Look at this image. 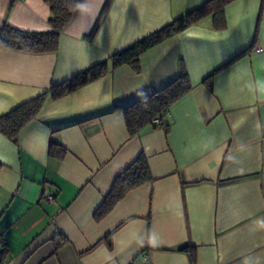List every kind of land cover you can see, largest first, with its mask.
I'll return each mask as SVG.
<instances>
[{
	"label": "crops",
	"instance_id": "crops-1",
	"mask_svg": "<svg viewBox=\"0 0 264 264\" xmlns=\"http://www.w3.org/2000/svg\"><path fill=\"white\" fill-rule=\"evenodd\" d=\"M205 1L111 0L102 13L106 0H82L55 51L0 46V116ZM49 14L45 0H0V29L44 31ZM225 17L222 29L209 15L146 50L138 71L124 64L48 100L17 142L0 132L2 264H264V0H234ZM182 66L191 88L163 115L168 132L130 134L123 108ZM141 152L152 180L96 221Z\"/></svg>",
	"mask_w": 264,
	"mask_h": 264
},
{
	"label": "trees",
	"instance_id": "trees-1",
	"mask_svg": "<svg viewBox=\"0 0 264 264\" xmlns=\"http://www.w3.org/2000/svg\"><path fill=\"white\" fill-rule=\"evenodd\" d=\"M82 0H45L50 9L49 28L44 31H26L4 22L0 29V46L27 53L53 52L58 48L59 36L77 13ZM234 0H206L201 5L174 18L171 22L152 31L144 37L111 53L106 59L96 62L88 68L72 75L70 78L52 84L41 94L26 100L0 116V132L10 140L17 142L20 131L39 113L48 100H56L88 83L95 81L111 70L124 64L131 65L136 71L139 68V57L146 50L177 34L191 24L206 16H212L214 27L226 26L225 7ZM111 0H106L102 13ZM99 28L95 23L86 37L92 41ZM245 51L237 54L241 56ZM211 86V75L205 81ZM191 88V82L182 66L179 75L159 90H149L140 100L123 108L125 123L130 134L136 133L146 124L162 125L168 132V124H163L162 117L172 103L177 101ZM159 119V124L154 119ZM49 155L62 158L66 149L52 140L48 143ZM152 180L147 157L141 152L128 166L114 178L111 188L93 214L96 221L101 220L132 189ZM186 247L185 249H187ZM6 249V248H5ZM5 251V250H4Z\"/></svg>",
	"mask_w": 264,
	"mask_h": 264
},
{
	"label": "built area",
	"instance_id": "built-area-1",
	"mask_svg": "<svg viewBox=\"0 0 264 264\" xmlns=\"http://www.w3.org/2000/svg\"><path fill=\"white\" fill-rule=\"evenodd\" d=\"M154 123L155 124H159V119L158 118H155L154 119ZM43 198L45 200H48V201H52L54 199V193L49 189V188H45V190L43 191ZM144 261L146 262V258L144 259ZM0 264H2V262L0 261Z\"/></svg>",
	"mask_w": 264,
	"mask_h": 264
}]
</instances>
